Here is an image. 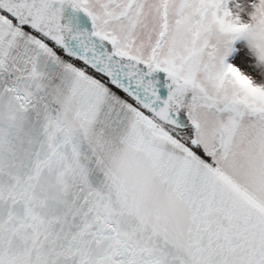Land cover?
Returning a JSON list of instances; mask_svg holds the SVG:
<instances>
[{"label":"snow or ice","instance_id":"obj_1","mask_svg":"<svg viewBox=\"0 0 264 264\" xmlns=\"http://www.w3.org/2000/svg\"><path fill=\"white\" fill-rule=\"evenodd\" d=\"M0 264H264V0H0Z\"/></svg>","mask_w":264,"mask_h":264}]
</instances>
